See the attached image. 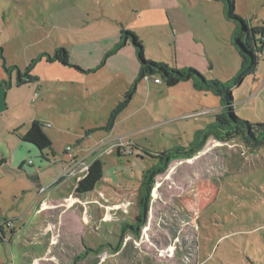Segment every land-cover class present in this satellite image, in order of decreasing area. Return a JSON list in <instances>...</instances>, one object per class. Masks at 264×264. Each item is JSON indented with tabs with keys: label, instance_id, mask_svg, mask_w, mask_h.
I'll return each instance as SVG.
<instances>
[{
	"label": "rangeland",
	"instance_id": "374dc122",
	"mask_svg": "<svg viewBox=\"0 0 264 264\" xmlns=\"http://www.w3.org/2000/svg\"><path fill=\"white\" fill-rule=\"evenodd\" d=\"M236 14L262 24L264 0H236ZM234 28L216 0H0V81L13 83L0 89V161L10 160L12 146H24L35 162L25 168L38 171L46 191L28 174L0 168L7 238L0 264H73L83 251L90 254L79 264H264V146L251 148L240 136L213 137L194 157L175 161L157 179L140 236L122 233L140 213L142 169L158 152L189 146L221 111L219 97L194 90L191 81L168 87L144 79L115 126L104 129L140 70L133 45L106 58L122 31L138 35L149 59L226 82L242 66ZM57 47L84 70L105 64L82 73L41 60L32 69L40 80L20 86L16 71L10 76L4 68L25 71ZM260 58L258 71L233 90V111L252 122H264V53ZM34 127L51 143L48 162L25 138ZM120 140L127 153L136 145L144 158L119 156ZM98 155L105 179L93 194L79 195Z\"/></svg>",
	"mask_w": 264,
	"mask_h": 264
},
{
	"label": "trees",
	"instance_id": "16d2710c",
	"mask_svg": "<svg viewBox=\"0 0 264 264\" xmlns=\"http://www.w3.org/2000/svg\"><path fill=\"white\" fill-rule=\"evenodd\" d=\"M216 1L223 4L225 18L235 26L232 33V44L242 59L241 69L229 81L223 82L219 79H210L195 67H172L166 62L147 58L143 42L136 33L130 31H122L118 42L106 54L107 58L124 47L133 45L140 63V70L135 82L129 86L128 90L124 93V99L112 109L108 124L104 129L110 130L115 126L118 118L123 111L128 108L136 94L139 83L144 79H153L155 82L157 78H160L162 83L168 87L178 86L183 81H191L194 90L213 93L220 98L222 105V109L216 114L215 120L208 123L205 128L197 131V138L190 141L189 146H178L165 149L164 151L158 152L156 156L151 155L156 159V162L153 166L142 169L143 179L140 186L141 194L139 197L140 213L134 224H123L122 233L123 235L125 234V236H140L141 229L148 223V210L153 199V190L157 185V179L166 174L175 161L194 157L205 148L208 140L213 137L221 140H228L240 136L251 148L260 149L264 146V122H252L243 119L236 111H233L235 104L233 90L238 87L246 77L258 71L260 57L264 53V22L262 24H254L250 18L236 14V0ZM41 60H45L48 63H59L83 73L94 72L105 64V61H103L98 68L84 70L71 61V54L67 48L57 47L53 53H40L25 71H22L17 66L8 68L5 62L4 68L10 76L16 71V83L20 86L40 80L38 76L32 74V69L35 64ZM12 86L11 77L9 80L0 81V88L9 89ZM25 138L34 141L38 145L37 147L42 151L43 159L48 162L49 159H47L44 149L51 143L48 139L46 140L44 138L39 129L34 127L33 131L29 132ZM132 148L135 153H127L123 146H118L117 153L119 156L130 155L136 158H144L142 154H145L144 151L140 152L136 145L132 146ZM52 153L56 155L54 151H52ZM66 153L68 152L66 151ZM105 175L104 162L100 157H96L91 161L85 176L77 185L78 194L84 196L93 194L99 184L104 181ZM30 178L33 182H37L36 176L32 175ZM63 178L64 177L60 179ZM2 229L3 227L0 226V232L3 231ZM6 240L7 238L3 234H0V242L4 243ZM89 254V251H83L79 255H76L73 259V264H79V262H82L85 256Z\"/></svg>",
	"mask_w": 264,
	"mask_h": 264
},
{
	"label": "crops",
	"instance_id": "0c3cea01",
	"mask_svg": "<svg viewBox=\"0 0 264 264\" xmlns=\"http://www.w3.org/2000/svg\"><path fill=\"white\" fill-rule=\"evenodd\" d=\"M223 11H224V7H223ZM120 37V36H119ZM119 40V39H118ZM118 42V41H117ZM129 46V45H128ZM136 54V52H135ZM75 64H77L76 62H74ZM83 73V72H82ZM1 89V88H0ZM35 100V97L33 98V101ZM80 144V142L78 143ZM24 148L20 146V144H16L15 146H12L11 147V151H10V160L7 161L6 159L5 160H1L0 161V168L5 170L8 168V166H10L14 171L18 172V173H25V174H28V171L27 169L25 168L26 165H34L35 162H29L28 160L31 158L30 156H32L31 154V151H28L27 153L23 152L22 149ZM111 148V147H110ZM38 150H40L39 148H37ZM111 151V150H109ZM65 156H68L70 158V155L69 153H66L65 151ZM41 156H42V153H41ZM97 157H100V155H98ZM35 158V157H34ZM72 158L68 159L66 162H65V166L69 165L68 163L71 161ZM44 160V159H43ZM17 169V170H16ZM36 176L37 177V182H34L36 183V186L38 188V191L41 192V190L45 191L42 187V182H41V178H40V175L38 173V171H34L31 175L28 174V176ZM31 179V178H30ZM105 179V178H104ZM67 184H65L66 186ZM55 185L53 184L51 188H53ZM46 192V191H45ZM44 192V193H45ZM53 194V193H52ZM50 197H44L41 199V210H42V213L41 215H44V206L46 205L45 203H47V200H49ZM40 199V198H39ZM2 234H4V228L2 229ZM6 236V235H5Z\"/></svg>",
	"mask_w": 264,
	"mask_h": 264
},
{
	"label": "built area",
	"instance_id": "2783aa9c",
	"mask_svg": "<svg viewBox=\"0 0 264 264\" xmlns=\"http://www.w3.org/2000/svg\"><path fill=\"white\" fill-rule=\"evenodd\" d=\"M155 82L158 83V84L162 83V81H161L160 78H157V79L155 80ZM36 95H37V94H35V96H36ZM122 144H123V140H120V141L114 143V145H116V146H121ZM70 149H71V147L68 146L66 150H70ZM70 157H71V156H70ZM80 161L82 162V160H80ZM71 165H72V164H71ZM76 165H77V164H76ZM76 165H75V166L73 165L72 167L70 166L71 168L69 167V168H70L69 171H72V170L76 167ZM88 167H89V165H88ZM88 167H87V169H88ZM66 170H67V169H66ZM67 173H68V170L66 171V175H68ZM85 173H86V172H85ZM66 175H64V176H66ZM64 176H63V177H64Z\"/></svg>",
	"mask_w": 264,
	"mask_h": 264
}]
</instances>
